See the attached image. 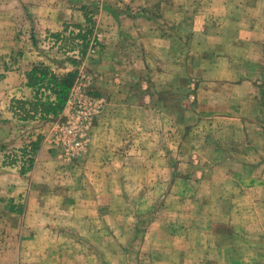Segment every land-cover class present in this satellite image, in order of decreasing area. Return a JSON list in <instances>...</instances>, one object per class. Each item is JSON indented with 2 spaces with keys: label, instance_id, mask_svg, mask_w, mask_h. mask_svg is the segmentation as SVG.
<instances>
[{
  "label": "crops",
  "instance_id": "crops-1",
  "mask_svg": "<svg viewBox=\"0 0 264 264\" xmlns=\"http://www.w3.org/2000/svg\"><path fill=\"white\" fill-rule=\"evenodd\" d=\"M183 28L195 45L184 83ZM86 31L102 47L78 66L35 48L71 39L75 51ZM39 63L80 74L105 100L69 163L50 142L58 118L12 110L32 99ZM151 156L159 171L178 158L176 206L150 220L141 244L174 247L165 264H209L215 252L219 264H264V0H0V264H128L119 253L131 240L120 250L119 236L136 232L134 203L108 192L153 172ZM205 202L225 205L222 241L201 222Z\"/></svg>",
  "mask_w": 264,
  "mask_h": 264
},
{
  "label": "rangeland",
  "instance_id": "rangeland-1",
  "mask_svg": "<svg viewBox=\"0 0 264 264\" xmlns=\"http://www.w3.org/2000/svg\"><path fill=\"white\" fill-rule=\"evenodd\" d=\"M170 31V29H167ZM189 29L183 28L181 30V36L182 37V47H180L179 44H177V50H182L184 55L188 58L187 62L182 67L183 69V76L181 78V82L184 83L189 78V72L187 71L186 67L190 66V63L194 62V60L189 59L188 53L195 47L194 44L190 41L189 36ZM72 41L71 39L61 41L58 45H56L53 42L43 41L39 46H36V50L39 51L40 54H43V56L50 58L54 61H56L58 66H69L72 64V61H76V65L80 64L83 59L79 55H81V50L78 48L75 50L78 52L77 57L76 55H71L70 53L67 55V52L70 51V48H72ZM223 47L225 45H222ZM87 47V46H86ZM102 47V44L100 46V49ZM86 53V49L85 52ZM81 59V60H80ZM198 61V59H197ZM84 62V61H83ZM44 64V63H39ZM183 159H188L189 161H193L197 164L206 163L205 160L200 156L197 158L192 159L191 156L186 154L183 157H179ZM168 161L165 162L166 169L165 171H159L158 166L159 162L158 159H156L154 156L150 157V161H154L153 164L155 166V170L153 172L147 173L142 171H136L132 173L131 175H128V178L131 179L133 182L132 186L127 185V180L123 178V182H120L119 188L112 189L110 192H115L117 190V193L119 196H122L124 198H129L132 203H134L133 206V213L136 214V220L134 223V226L136 228L135 234H132V230H129L128 234H123L119 236L120 241V250H122V247L124 246V250L127 251L128 247V238H130L131 243L129 246H131L133 249H129L127 253L121 252L119 253V262L128 261V264H165L169 261H174V255L175 250L174 247L172 248H165L160 247L158 243H153V241L148 243L147 246L142 243V239L144 237V234L146 232V229L148 228V225L150 224V220L152 218L158 217L160 214V211H163L162 209H168L169 210H175L173 208L176 206L175 199H174V193H175V187L173 185L175 176H176V170L175 165L177 164L176 159L173 156H168ZM76 163V162H75ZM181 175H184L183 170L181 172ZM126 181V182H125ZM204 190L201 195H206V189H199ZM210 195V194H209ZM127 198V199H128ZM140 204V205H138ZM204 208L203 216L204 219L201 221L202 224L205 225V227L208 229V231L214 230V233L216 236L214 238L216 240L222 241L224 237H226V220L219 218L222 217V211L225 210V205H215L210 203H204L201 205ZM138 207V208H137ZM172 207V208H171ZM146 211H149L150 213H144ZM212 214V218H210V214ZM166 212L162 213L160 217H170L165 215ZM138 215V216H137ZM155 217V218H156ZM164 219L162 223L166 220V225L169 224V221L171 222L172 228H173V221L174 217L171 216L170 218ZM251 223L253 225V228H257L258 226V220H252ZM231 222H238V220H231ZM170 226H167V229H169ZM218 236V237H217ZM158 247V248H157ZM134 250V252H132ZM215 252V251H214ZM128 256V257H127ZM137 256V257H136ZM214 260L212 262H208L209 264H219L218 262H221L219 260L222 259L223 255L220 252L213 253ZM139 257V258H138ZM206 260H204L205 262ZM132 262V263H131Z\"/></svg>",
  "mask_w": 264,
  "mask_h": 264
},
{
  "label": "built area",
  "instance_id": "built-area-1",
  "mask_svg": "<svg viewBox=\"0 0 264 264\" xmlns=\"http://www.w3.org/2000/svg\"><path fill=\"white\" fill-rule=\"evenodd\" d=\"M101 43L99 35H88L86 55L98 52ZM69 53L76 55V57L78 54L76 51H69L67 55ZM79 56L83 59L82 55ZM89 88V80L80 74L76 75L70 88L65 108L55 122L53 134L50 138L51 144L60 150L61 159L67 163L80 157L89 131L104 105L105 100L103 97L91 93ZM41 92L44 96L52 98L49 90L42 88ZM16 158L22 159L23 155L18 152L16 153Z\"/></svg>",
  "mask_w": 264,
  "mask_h": 264
},
{
  "label": "trees",
  "instance_id": "trees-1",
  "mask_svg": "<svg viewBox=\"0 0 264 264\" xmlns=\"http://www.w3.org/2000/svg\"><path fill=\"white\" fill-rule=\"evenodd\" d=\"M89 31L78 35V39L82 41L80 45L81 55L86 49V39ZM74 45H72L73 47ZM74 48V47H73ZM71 48L70 50H73ZM76 64V61H72ZM76 77L74 71L68 72L62 77H58L52 70L44 65L37 64L27 75V86L34 90L32 99L28 101L14 100L13 112L17 110L19 120L26 121L39 118L41 120H49L58 118L65 108L68 94L72 83ZM49 90L50 96H44L41 89Z\"/></svg>",
  "mask_w": 264,
  "mask_h": 264
}]
</instances>
